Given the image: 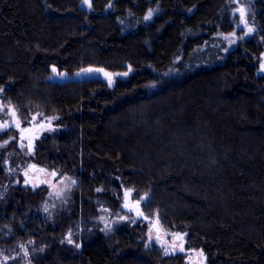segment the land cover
<instances>
[{
	"label": "trees",
	"instance_id": "1",
	"mask_svg": "<svg viewBox=\"0 0 264 264\" xmlns=\"http://www.w3.org/2000/svg\"><path fill=\"white\" fill-rule=\"evenodd\" d=\"M230 1L0 0L1 105L57 130L29 156L16 139L0 150L3 264H185L149 245L146 222L102 232L99 209L116 216L125 191L207 264H264V0L258 35L233 49ZM89 67L130 73L113 87L49 79ZM27 164L76 177L55 216L46 188L15 184Z\"/></svg>",
	"mask_w": 264,
	"mask_h": 264
},
{
	"label": "rangeland",
	"instance_id": "2",
	"mask_svg": "<svg viewBox=\"0 0 264 264\" xmlns=\"http://www.w3.org/2000/svg\"><path fill=\"white\" fill-rule=\"evenodd\" d=\"M258 1L259 0H231L229 2L228 7L231 8L232 17L236 18L234 30L226 35L229 42V49H233L237 47L238 44L258 35V24L254 19ZM90 2L91 0H83L82 6L89 8ZM240 8L244 9L243 16H241V13L238 11ZM249 28L252 29L251 32H249ZM129 73L109 72L102 68L89 67L70 75L59 72L57 69L53 68L49 79L51 81L64 82L68 80L96 78L102 79L109 87H113L118 81L126 79ZM257 74L264 75V51L258 59ZM1 103L0 99V105ZM54 123V117L39 116L30 127L23 128L17 121L16 116L11 113L10 109L5 105H1L0 150L6 149L11 142L17 140V148H19L24 156H29L33 153L38 140L46 134H54L57 131ZM24 130L28 132L24 133ZM14 133L17 134V138L16 135H13ZM15 184L30 188L34 191L40 188H46L48 193L41 207L45 216L51 217L55 216L61 209L67 207V205L72 202L77 188V179L74 176L61 172L40 168L33 169L32 164H27L23 169L15 173ZM148 200V195H143L135 199L132 192L125 191L123 211L121 210L116 216L110 213L108 209H104L103 207L102 209L100 208L102 232L108 236L114 232L120 224L130 222L132 225H135L140 222H146L148 224V243L149 245H155L160 248L163 256L169 257L178 253H186L185 264H207V256L204 252H186L183 234H179L178 237L176 235L177 233L164 230L159 225V219H157V217L149 219L143 213L142 206L147 203ZM65 241L67 243L70 241L72 242V236L67 235ZM27 243L21 248V254L26 259L29 257V245ZM5 262L6 259L0 256V264Z\"/></svg>",
	"mask_w": 264,
	"mask_h": 264
},
{
	"label": "snow or ice",
	"instance_id": "3",
	"mask_svg": "<svg viewBox=\"0 0 264 264\" xmlns=\"http://www.w3.org/2000/svg\"><path fill=\"white\" fill-rule=\"evenodd\" d=\"M238 11L241 13V16H243V14H244V9L243 8H240V9H238ZM151 15V13H149V16ZM252 31V29L251 28H249V32H251ZM178 237H179V234H176ZM181 239H182V237H181Z\"/></svg>",
	"mask_w": 264,
	"mask_h": 264
},
{
	"label": "water",
	"instance_id": "4",
	"mask_svg": "<svg viewBox=\"0 0 264 264\" xmlns=\"http://www.w3.org/2000/svg\"><path fill=\"white\" fill-rule=\"evenodd\" d=\"M25 132H28V131H25V130H24V133H25ZM32 168H33V169H36V167H32Z\"/></svg>",
	"mask_w": 264,
	"mask_h": 264
}]
</instances>
